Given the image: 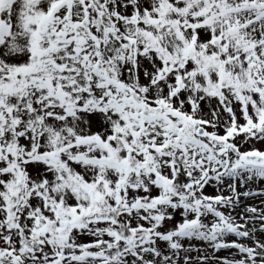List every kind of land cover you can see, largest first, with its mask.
Segmentation results:
<instances>
[{
    "label": "snow or ice",
    "instance_id": "obj_1",
    "mask_svg": "<svg viewBox=\"0 0 264 264\" xmlns=\"http://www.w3.org/2000/svg\"><path fill=\"white\" fill-rule=\"evenodd\" d=\"M0 264H264V0H0Z\"/></svg>",
    "mask_w": 264,
    "mask_h": 264
},
{
    "label": "rangeland",
    "instance_id": "obj_2",
    "mask_svg": "<svg viewBox=\"0 0 264 264\" xmlns=\"http://www.w3.org/2000/svg\"><path fill=\"white\" fill-rule=\"evenodd\" d=\"M219 255L225 256V255H228V253H226V252H220Z\"/></svg>",
    "mask_w": 264,
    "mask_h": 264
}]
</instances>
